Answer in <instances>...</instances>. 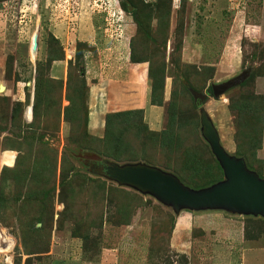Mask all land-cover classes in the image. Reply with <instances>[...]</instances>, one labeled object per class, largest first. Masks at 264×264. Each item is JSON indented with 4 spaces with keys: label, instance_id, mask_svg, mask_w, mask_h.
Listing matches in <instances>:
<instances>
[{
    "label": "rangeland",
    "instance_id": "rangeland-1",
    "mask_svg": "<svg viewBox=\"0 0 264 264\" xmlns=\"http://www.w3.org/2000/svg\"><path fill=\"white\" fill-rule=\"evenodd\" d=\"M133 64L146 70L149 106L135 127L93 135L87 82L112 67L126 79ZM194 93L206 96L200 107ZM202 111L224 149L264 175V0H0V264H245L246 245L264 254V221L228 242L210 220L198 242L205 233L180 219L201 212L177 215L105 177V162H141L193 189L219 178Z\"/></svg>",
    "mask_w": 264,
    "mask_h": 264
},
{
    "label": "water",
    "instance_id": "water-1",
    "mask_svg": "<svg viewBox=\"0 0 264 264\" xmlns=\"http://www.w3.org/2000/svg\"><path fill=\"white\" fill-rule=\"evenodd\" d=\"M126 4L128 11L132 12L134 8L127 1ZM37 48L36 34L31 50L36 54ZM242 79L243 76L212 86L211 92L218 97L238 85ZM194 95L196 106L200 107L206 96L196 93ZM201 126L202 136L223 171V180L205 188L193 189L183 184L176 176L141 162L124 165L105 162V177L119 186L151 195L160 203L172 208L177 215L182 210L223 211L242 217L264 218V178L248 169L244 159L232 156L224 149L216 128L204 111L201 113Z\"/></svg>",
    "mask_w": 264,
    "mask_h": 264
},
{
    "label": "crops",
    "instance_id": "crops-1",
    "mask_svg": "<svg viewBox=\"0 0 264 264\" xmlns=\"http://www.w3.org/2000/svg\"><path fill=\"white\" fill-rule=\"evenodd\" d=\"M87 58V56L85 57ZM93 63V64H92ZM99 65L97 61H90L89 64L87 63L86 66L90 71L98 72L97 66ZM101 67V65H99ZM141 67L140 64L137 65H131V69L129 73L127 74V78L123 80H118L115 78L116 74H119V70H117L116 67L110 68L108 71H103L100 74V82L92 83L94 79H92L90 82H87L88 86V128L91 131L93 135H99L101 134V131L106 128V116L108 114H116L120 112L125 111H132V110H141L146 109L148 105V98H149V92L148 88V81H147V75L145 78V68L143 66V70L139 73H136L138 71V68ZM91 68V69H90ZM86 68V74L88 75L90 71H88ZM90 79V78H87ZM92 83V84H91ZM140 101V104L138 105V102ZM150 111V110H149ZM151 115L156 117V110L150 111ZM154 117V118H155ZM158 119V118H156ZM155 119V121H156ZM189 218L185 216H181V222L183 223L182 228L188 229H200L205 234L198 235L197 240L198 242H205V240L208 237V231L206 229V223L207 221L212 220L213 222H209L207 225V228H211L212 225L222 226V227H228L230 230L228 234H226L225 240L234 241L237 236L242 235L241 233H244V222L245 218L238 215H230L223 211H203L199 214L197 217V220L193 219L190 216ZM220 220V221H216ZM218 222V223H217ZM181 223V224H182ZM222 224V225H221ZM241 229V231H240ZM211 230H214L213 228ZM231 230L235 231V233H232ZM240 231V232H238ZM207 232V233H206ZM212 231H210L211 233ZM245 253V264H258L256 262V259L260 261L261 264H264V260L261 259V256L264 254H260L259 250H253L252 248H249L247 245L243 246ZM248 248V249H247ZM209 249H212L209 247ZM242 252V255H243ZM249 253H252L255 255V258H248ZM241 255V256H242ZM260 257V258H258Z\"/></svg>",
    "mask_w": 264,
    "mask_h": 264
},
{
    "label": "trees",
    "instance_id": "trees-1",
    "mask_svg": "<svg viewBox=\"0 0 264 264\" xmlns=\"http://www.w3.org/2000/svg\"><path fill=\"white\" fill-rule=\"evenodd\" d=\"M126 9L128 10V6ZM85 80H86V78H85ZM141 114H143V111H141V110H132V111H125V112H120V113H116V114H108L106 116V128H112V127L118 125V123H123V122H127V121H128V124H130V126L135 127L136 124H133L131 122L132 121L131 119H136V118L139 119L138 116ZM129 119L131 120L130 122H129ZM248 167L251 168V166L249 164H248ZM216 169L218 170L219 174L221 175L220 177H222L223 171H222V169H221V167L217 161H216ZM257 173L260 176V178H264L263 174H261L260 172H257ZM220 177L212 180L209 184L219 182L220 180H222V178H220ZM209 184L204 185V186L203 185L202 186H195V188H204V187L209 186ZM244 218H245V221H247L246 225L244 226V233L245 234H247V232L251 231V226L249 225L248 221L254 220L255 222H259V223H261V221H264V218H262L260 216H258V217L246 216ZM259 234H261V233H259Z\"/></svg>",
    "mask_w": 264,
    "mask_h": 264
},
{
    "label": "bare ground",
    "instance_id": "bare-ground-1",
    "mask_svg": "<svg viewBox=\"0 0 264 264\" xmlns=\"http://www.w3.org/2000/svg\"><path fill=\"white\" fill-rule=\"evenodd\" d=\"M2 89V91H3V87L1 88ZM1 244H4V243H1ZM2 247V246H1Z\"/></svg>",
    "mask_w": 264,
    "mask_h": 264
},
{
    "label": "clouds",
    "instance_id": "clouds-1",
    "mask_svg": "<svg viewBox=\"0 0 264 264\" xmlns=\"http://www.w3.org/2000/svg\"><path fill=\"white\" fill-rule=\"evenodd\" d=\"M7 259H8V257H7ZM7 259H6V260H7Z\"/></svg>",
    "mask_w": 264,
    "mask_h": 264
}]
</instances>
